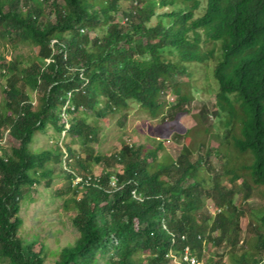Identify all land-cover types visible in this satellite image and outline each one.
Returning <instances> with one entry per match:
<instances>
[{
    "label": "trees",
    "instance_id": "obj_1",
    "mask_svg": "<svg viewBox=\"0 0 264 264\" xmlns=\"http://www.w3.org/2000/svg\"><path fill=\"white\" fill-rule=\"evenodd\" d=\"M179 3L183 8H176ZM120 13L122 22L116 21ZM0 35L39 48V57L24 67L0 57L8 79L0 103V264H45L41 254L24 248L21 203L36 185L52 180V164H62L66 155L61 176L72 186L76 176L92 181L73 186L65 202L80 237L54 264H170L169 252L179 255L187 246L204 263L208 227L197 218L205 197L219 211L209 227L219 233L214 243L228 242L233 249L239 244L242 216L234 199L241 193L246 201L252 190L240 171L248 170L253 183L264 186V0H0ZM206 44L219 49H204ZM211 61L218 87L212 115L227 117L233 128L225 139L239 154L251 155V165L224 164L207 183L199 177L201 166L211 165L208 152L205 161H194L184 147L176 159L162 162L161 143L146 150L122 142L105 159L95 154L92 143L100 126L97 119L87 121L89 113L98 119L126 113L136 102L154 117L167 108L168 119L178 122L182 112L189 114L185 107L191 98L171 78L185 74L187 65ZM173 85L177 100L169 106L162 97ZM38 91L43 95L34 105L29 93ZM69 94L74 110L65 120ZM51 128L57 133L55 147L33 149L36 135ZM63 132L71 143L61 146ZM8 137L18 142L11 153L2 146ZM76 140L87 153L84 159L72 146ZM102 163L104 172L96 180L93 166ZM222 176H230L229 186ZM259 220L264 230V214ZM256 248L264 257V231ZM234 259L264 264V258L247 253Z\"/></svg>",
    "mask_w": 264,
    "mask_h": 264
},
{
    "label": "rangeland",
    "instance_id": "obj_2",
    "mask_svg": "<svg viewBox=\"0 0 264 264\" xmlns=\"http://www.w3.org/2000/svg\"><path fill=\"white\" fill-rule=\"evenodd\" d=\"M58 2L63 3V0H58ZM183 6L184 4L179 3L176 8L181 9ZM116 21H123L121 13L116 16ZM91 36L94 37L96 34H91ZM204 49L217 50L219 45L206 44ZM0 57L7 62H20V66L24 67L39 57V48L17 41L12 42L10 38H3L0 35ZM3 59L0 58V103L6 99L5 89L8 80L3 76L4 69L1 68ZM215 64L216 62L212 61L204 64L193 63L187 65L185 74H177L171 78V83L180 89L181 94L191 98V103L185 107L190 110L189 114L182 112L178 122L173 123L168 119L167 108L162 114L154 117L136 102L130 103L126 113L125 111L119 112L99 119L89 113L86 116L87 121L93 123L97 119L100 126L98 140L92 143L95 154H99L101 158L105 159L118 152L122 142L134 146L143 145L146 150L157 148L161 143L163 149L159 151L158 159L162 162L176 159L184 147H188L192 151L194 161H205L208 152L210 155L208 163L211 165L204 163L201 166L199 177L200 180H205L207 183L212 180L214 171L218 169L220 171L224 164L230 162L229 168L235 165L240 169L245 165H251L253 161L251 155L239 154L233 148L232 143L225 139L226 132L233 128V126L227 127V123H225L227 117L212 115V112L217 110L218 87L213 77ZM174 85L169 86L162 97V100L166 101L169 106L176 104L177 100L176 93L172 92ZM29 95L34 105H37L43 92H30ZM236 106L239 108L238 102H236ZM204 108H206V113L203 112ZM207 114L209 121L204 118ZM172 125L175 126L174 130L170 129ZM234 129V133L239 135V124H235ZM6 133H4L5 138ZM177 133L180 134V137L175 136ZM65 136L62 134L59 145L62 146L65 141L71 143V140L65 139ZM56 137L57 133L52 128L47 134H37L33 149H53L58 143ZM5 138L2 141L3 150L6 153H11L13 148L18 147V142L12 137H8L7 141ZM72 146L79 152L82 159L87 156L85 151H81L82 147L77 140ZM230 158L234 159L233 162ZM66 161L64 157L62 164H52L54 170L52 180H44L41 184L36 185L30 195L21 203L20 217L23 220V226L20 234L24 248L30 255L41 254L45 259V264H54L59 259L60 251L66 246L75 244L80 237L79 231L72 222L73 210L65 208V202L72 197L74 192V185L72 186L68 179L61 176L62 168H66ZM149 161L151 162V159ZM110 162L113 164L112 161ZM115 168L120 169L121 167L117 165ZM104 169L103 163L96 164L93 166L92 173L100 176ZM81 172L85 173L83 170ZM240 173L252 184L250 199L242 201L241 193H237L234 199V204L242 216L240 219V242L234 249L228 242L214 243L213 240L219 236V233H212L209 227L219 211L214 202L205 197L203 199L204 206L197 218L199 223L208 227L204 244V264L208 259L211 260V264H238L234 257L241 256L243 253L255 255L258 259L264 258L256 248L258 234L264 231L259 220L264 214V186L254 184L248 170L242 169ZM221 182L223 185L229 186L231 184L230 176H222ZM242 182L241 179L238 184L240 185Z\"/></svg>",
    "mask_w": 264,
    "mask_h": 264
},
{
    "label": "built area",
    "instance_id": "obj_3",
    "mask_svg": "<svg viewBox=\"0 0 264 264\" xmlns=\"http://www.w3.org/2000/svg\"><path fill=\"white\" fill-rule=\"evenodd\" d=\"M70 99H71V94H69L68 102L62 110V117L65 120H68L70 117L68 110L69 109L74 110V107L71 106V100ZM68 127H69V125H67V128ZM63 134H66V132H63ZM65 158H67V155L65 156ZM94 177L97 180L99 175H95ZM91 181H92V177L84 178L81 176H76L73 179V185L74 186H78V185L89 186L91 184ZM117 183H118V180L116 178H113L111 185L116 190L118 189ZM167 257L171 261L170 264H204L203 262H201L199 260V258L197 257V255L194 253V251L192 250V248L190 246L185 247L183 252H181L179 255L176 254L175 250H171Z\"/></svg>",
    "mask_w": 264,
    "mask_h": 264
}]
</instances>
